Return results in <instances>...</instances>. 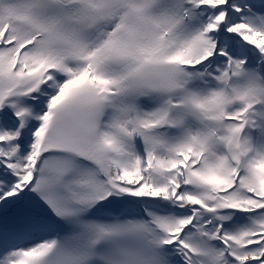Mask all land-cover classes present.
<instances>
[{
  "label": "snow or ice",
  "instance_id": "1",
  "mask_svg": "<svg viewBox=\"0 0 264 264\" xmlns=\"http://www.w3.org/2000/svg\"><path fill=\"white\" fill-rule=\"evenodd\" d=\"M0 264H264V0H0Z\"/></svg>",
  "mask_w": 264,
  "mask_h": 264
}]
</instances>
